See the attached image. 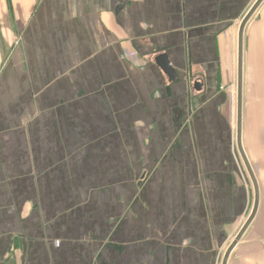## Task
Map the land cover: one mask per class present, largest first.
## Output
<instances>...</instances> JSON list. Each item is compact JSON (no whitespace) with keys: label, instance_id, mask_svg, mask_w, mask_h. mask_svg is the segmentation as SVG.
Masks as SVG:
<instances>
[{"label":"crops","instance_id":"crops-1","mask_svg":"<svg viewBox=\"0 0 264 264\" xmlns=\"http://www.w3.org/2000/svg\"><path fill=\"white\" fill-rule=\"evenodd\" d=\"M256 1L0 0V264L222 263ZM241 71L226 264H264V0ZM232 81L246 188L204 156Z\"/></svg>","mask_w":264,"mask_h":264},{"label":"rangeland","instance_id":"rangeland-1","mask_svg":"<svg viewBox=\"0 0 264 264\" xmlns=\"http://www.w3.org/2000/svg\"><path fill=\"white\" fill-rule=\"evenodd\" d=\"M226 89V88H225ZM234 90L235 85L234 81H232V84H230L227 87V91L229 94V99L231 102L230 107V113L228 114V117L226 118V125L223 127L221 136L218 134L217 141L208 142L207 146L210 149V156L206 154V150L204 149V156L206 164H208L209 167H215L218 171L215 172L217 176L221 177H231L234 182L239 183L241 186L246 188L245 186H249L247 177L244 173V170L242 168V165L239 161L237 151L235 148V144L233 141V135H234V129H233V102H234ZM209 135H207L208 137ZM153 174H147L145 183L148 181H151L153 178ZM139 182H143L139 180ZM163 224V223H161ZM173 222L169 223V228H167L164 232H161L155 237V246L156 247H163L164 250L168 251L170 249H181L185 248V246L188 245V241L181 240L178 242L176 234L173 235L175 232V224L172 225ZM164 225V224H163ZM161 226V225H160ZM7 257L13 258V253L9 252ZM165 261V260H164ZM163 262V259H159L158 261L155 260V263L161 264ZM220 262V253L218 254L217 260L213 264H219Z\"/></svg>","mask_w":264,"mask_h":264},{"label":"water","instance_id":"water-1","mask_svg":"<svg viewBox=\"0 0 264 264\" xmlns=\"http://www.w3.org/2000/svg\"><path fill=\"white\" fill-rule=\"evenodd\" d=\"M262 2V0H257L255 4L251 7V9L248 11V13L245 15V17L242 19L239 31H238V75H237V140H236V145H237V150L240 154V157L245 165L246 171L248 173V176L252 182L253 189H254V205L252 212L245 222V224L242 226L240 229L239 233L235 237L234 241L231 243V245L228 247V249L225 252V255L223 257L222 263L221 264H226L228 256L234 246L237 244V242L240 240L241 236L243 235L244 231L247 229L248 225L252 221L256 209H257V204H258V193H257V187L255 183L254 176L252 174V171L247 163V160L244 156V153L241 148V142H240V118H241V68H242V37H243V30L244 27L249 20V18L252 16V14L255 12L259 4ZM157 64L159 65L160 69L167 75V76H172V70L169 66V62L166 56H160L157 58ZM193 88L197 91L200 90L201 84L199 82L194 83Z\"/></svg>","mask_w":264,"mask_h":264},{"label":"trees","instance_id":"trees-1","mask_svg":"<svg viewBox=\"0 0 264 264\" xmlns=\"http://www.w3.org/2000/svg\"><path fill=\"white\" fill-rule=\"evenodd\" d=\"M2 264H15L14 261L10 258V257H7Z\"/></svg>","mask_w":264,"mask_h":264},{"label":"built area","instance_id":"built-area-1","mask_svg":"<svg viewBox=\"0 0 264 264\" xmlns=\"http://www.w3.org/2000/svg\"><path fill=\"white\" fill-rule=\"evenodd\" d=\"M129 56H130V57H132V56H133V54H130Z\"/></svg>","mask_w":264,"mask_h":264}]
</instances>
